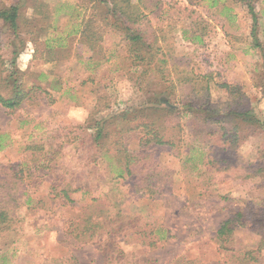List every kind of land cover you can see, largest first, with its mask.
Wrapping results in <instances>:
<instances>
[{"label": "rangeland", "instance_id": "rangeland-1", "mask_svg": "<svg viewBox=\"0 0 264 264\" xmlns=\"http://www.w3.org/2000/svg\"><path fill=\"white\" fill-rule=\"evenodd\" d=\"M110 2L0 0V8L20 7L16 61L22 80L48 90L33 92L32 99L14 111L0 107V133L12 141L0 151V176L17 162L29 166L27 144L57 146L73 126L90 118L102 122L119 111L143 106L155 93L169 97L179 109L186 98L199 102L200 89L193 92L176 82L189 69L210 74L209 99L220 113L239 97L264 118V0L255 5L262 49L252 47L247 9L231 0H226L228 9L208 7L205 0H140L147 7L141 27L155 32L157 44L171 60L161 64L157 55L138 66L126 57L120 21L111 13ZM13 40L0 20V71L6 67L3 61ZM223 84L236 86L238 95L227 93ZM186 119L175 147H143L135 133H123L116 148L138 156L132 166L135 174L124 177H117L108 156L90 159L91 150L75 141L64 143L57 156L63 166L60 173L65 170L63 177L71 189L79 181L88 186L70 190L74 202L64 203L49 193L51 174L37 180L36 187L24 182L26 194L18 209L24 220L0 234V264H242L241 254L247 252L254 259L248 262L247 256L244 264H264L256 234L237 228L224 239L215 237L229 214L264 197V170L258 173L252 167L264 166V136L247 133L231 151L234 163L216 172L204 168L200 160L206 151H218L213 139L219 135L216 127L223 124L211 125L215 134L198 143ZM111 126L110 131L115 129ZM240 168L249 178H240ZM27 197L31 200L26 203ZM92 200L102 208L104 220L131 226L90 242L75 240L70 231ZM148 236L157 239L153 246L141 244Z\"/></svg>", "mask_w": 264, "mask_h": 264}, {"label": "trees", "instance_id": "trees-1", "mask_svg": "<svg viewBox=\"0 0 264 264\" xmlns=\"http://www.w3.org/2000/svg\"><path fill=\"white\" fill-rule=\"evenodd\" d=\"M205 1L208 7L221 6L228 9L226 0ZM258 1L231 0L233 4L236 3L245 7L251 16L250 35L254 49H262L256 35L258 15L255 11V5ZM110 4L111 13L120 21V29L125 41L126 57L134 66L144 65L148 61L151 62L157 55H159L157 61L161 64H165L168 59L171 60L170 54L168 52L165 53L162 47L157 44L158 39L155 32L150 28L141 27L140 21L146 15L144 10L147 7L142 5L140 0H111ZM19 13L20 7L18 4H11L8 7L0 8V20L6 25L14 39L12 41V49L3 61L6 67L0 71V107L10 112L20 108L23 103L30 101L33 92L42 90L44 93H48V90L40 84H28L22 80V71L17 67L16 60L19 49L16 39L19 38ZM183 68L185 69L187 66L183 65ZM189 71L190 73L180 79H176V82L181 88L187 87L193 92L200 89L201 97L199 102L186 98L181 102L183 107L179 109L172 104V99L155 93L152 97L147 98V103L143 106L119 111L102 122L90 118L83 124L73 126L74 130L72 132L70 131L69 134L65 135L64 133L60 136L63 140L57 146H54L53 143L27 144L25 154L28 164L30 162L29 166L25 164L26 162H17L2 170L0 176V234L5 230L16 229L17 224L24 220V217H18V209L22 205L20 204L21 196L23 193L26 194L21 187L24 182L27 181L25 186L36 187L37 180L51 174L49 180L51 189L49 193L52 194L53 198H61L64 203L74 202L71 199L70 190L76 192L88 186L86 183L79 181L71 189V182L63 177L65 170L60 173V169L63 166L58 161L57 156L61 151L62 145L64 143L67 144V142L75 141L77 142V146L83 147L82 149H85V151L91 150V153L88 155L90 159L108 156L109 160H112V163H114L112 166L116 170L117 177L129 176L135 174L132 166L134 167L135 163H137L138 156L132 155L126 149L119 150L116 148V145L121 142L120 139L123 133H127L128 135L130 132L135 133L139 145L143 147L151 145H170L175 147L181 141V137H179L180 124L183 122V118L188 116L187 121H185L186 125L193 129L194 139L198 143L207 141L205 140V138L207 139L206 135L212 136L215 134L211 125L223 124L216 127L219 135L214 136L213 139L217 142L215 144L219 146L218 151L210 154L208 151L203 153L200 164L208 170L212 169L216 172H224V166L227 167L234 163L231 151L243 143L247 133H258L264 136V118L257 116L252 107L243 105L239 97H236L231 102V106L224 114L220 113L209 99L210 74H197L192 69H189ZM41 76L45 77L44 75ZM198 86L199 88L197 89ZM223 87L230 95H238L236 91L239 90H236V86L223 84ZM47 100L50 102L49 99ZM115 121L118 123H114ZM119 123L122 124L121 127H118L120 126L118 125ZM111 125H114L113 128L115 129L110 131L109 127H112ZM89 129L92 131L89 132ZM7 137L8 134L0 133V151L11 146L12 141L10 138L7 140ZM68 137L69 140L65 141V138ZM86 140L89 142L88 145H86ZM111 145L112 147H109ZM252 167L255 169V172L263 173L264 166L254 164ZM39 169L44 170V173L38 175ZM240 172V178H249L250 174H242L243 168H240ZM30 200L31 198L27 197L26 203ZM83 209L89 212H85L81 222L74 223L73 229L70 231L73 238L79 242H90L97 239L99 235H112L131 226L130 223H119L115 219L104 220L103 210L100 205H95L94 200L91 203L85 204ZM237 228H244L256 234L259 237L258 248L264 249V197L251 199L242 210L229 214L218 225L215 237L217 239H224L230 236ZM153 232L152 230V234L155 236L156 233ZM156 242L157 239L155 237L150 238L148 236L142 239L141 244L153 246ZM102 246H105L103 242H101ZM250 253L241 254L242 264H244L246 257L250 256ZM249 256L248 262L254 259V257Z\"/></svg>", "mask_w": 264, "mask_h": 264}]
</instances>
